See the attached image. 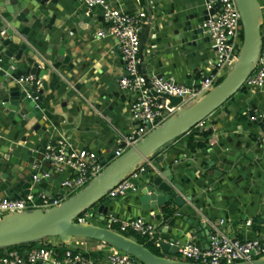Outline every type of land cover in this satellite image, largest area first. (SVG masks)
Returning <instances> with one entry per match:
<instances>
[{"label": "crops", "instance_id": "obj_1", "mask_svg": "<svg viewBox=\"0 0 264 264\" xmlns=\"http://www.w3.org/2000/svg\"><path fill=\"white\" fill-rule=\"evenodd\" d=\"M107 1L122 12L143 11L138 0ZM64 2L72 9L71 0ZM150 2L157 23L144 40L142 71L185 86L197 85L213 59L211 41L203 40L205 37L201 35L194 46H177L174 30L181 29L188 17H201L206 10L205 0ZM90 11L93 24L68 22V17L75 11L69 12L60 17L63 32L59 40H54L52 34L56 29L52 28L45 38L42 34L34 35L27 44L39 66L47 70L41 78L48 88L44 99L48 111L45 113L46 126H53L54 130L52 134L39 131L40 136L47 139V143L64 142L76 149L94 151L100 160L108 161L120 137L127 135L132 125L127 98L119 91L118 82L124 74V65L116 41L110 37H96L98 31L107 28V23L101 10ZM195 22V19L191 20L192 24ZM55 62L62 63L57 70L53 68ZM227 72L226 69L224 74ZM32 86L37 91L41 85ZM224 105L204 120L202 130H194V133L209 131L207 137H194L196 142H205L204 147L192 151L186 144V136H182L165 145L142 165L144 171L152 174L170 169L174 174L173 183L183 188L182 195L193 209L190 214L185 208L176 211L182 217L189 216V221L175 222L171 235L175 244L192 240L199 246L207 245L209 233L205 224L219 225L221 231L239 240L264 238V122L252 123L248 114L253 105L255 111L264 112V94L239 91ZM12 138H2V141ZM45 171L51 172L49 165L41 167V173ZM67 174L66 170L60 174L52 173L49 178L41 179V183L51 195H56L61 191L60 181ZM145 178L140 172L132 179L136 191L144 184ZM45 192L40 189L36 194ZM135 192L110 199L107 217L111 215L119 220L142 218L159 226L161 231L165 227L161 207L143 211ZM168 205L169 209L173 207L172 202ZM201 223L203 227H200ZM75 243L78 247L73 248L86 253L101 250L85 241Z\"/></svg>", "mask_w": 264, "mask_h": 264}, {"label": "water", "instance_id": "obj_2", "mask_svg": "<svg viewBox=\"0 0 264 264\" xmlns=\"http://www.w3.org/2000/svg\"><path fill=\"white\" fill-rule=\"evenodd\" d=\"M71 1L72 9L67 8L64 0H0V198L20 200L28 194L38 193L40 189L46 191V196H51L41 179L38 182L34 179L41 172V167L48 165L43 159L47 139H43L38 132L52 134L54 130L53 126H46L48 119L45 113L48 111L44 99L48 88L41 78L47 74V70L41 68L34 59L35 54L27 40L38 34L44 35L45 38L47 32H52V28L56 29L52 34L54 40H59L63 32V21L60 17L69 12L75 11L68 17V22L93 24L92 12L87 8L82 9L76 0ZM138 1L143 7L144 21L147 22L140 35L139 69L142 71L144 40L150 29L156 25L157 18L150 0ZM235 1L243 40L237 59L223 80L197 100L181 106L118 158L110 163L101 158L100 161L104 165L102 172L58 207L3 216L0 219V249L40 242L48 238H57L61 244L68 245L72 239L82 238L107 244L129 254L142 264H188L166 257L174 256L178 251V247L171 245L174 243L171 235L175 230V222L181 219L184 222L189 221V216L182 217L176 211L185 208L190 214L193 210L182 195L183 188L173 183L174 174L170 169L153 174L143 171L142 176L146 177V181L135 192L143 211L161 207L163 215L162 208L172 202L173 215L159 232L158 243L165 256L155 255L132 238L107 227L76 221L81 214L92 208L93 218L104 222L111 203V200L107 199L110 190L135 173L161 148L188 134L238 93L259 59L263 16L258 0ZM217 8L218 5L209 12L203 11L201 17L195 15L185 19L182 28L174 30V35H177L175 44L194 46L201 35L205 37L203 40L210 41L202 23L207 20L208 15H213ZM47 19L48 22L45 23ZM192 19H195V24L191 23ZM64 42L63 40L62 45ZM62 52L60 49L59 54L62 55ZM63 63H66V60ZM61 65L62 63L55 62L53 68L57 70ZM24 76L40 80V88L34 91L31 84L20 82L19 79ZM163 97L170 101L169 107H177L182 101L180 98L166 95ZM251 109L248 114L252 123H263L264 112L255 111L254 105ZM202 128L199 127L200 130ZM10 136L13 137L12 140L2 141V138ZM158 159L162 160L160 157ZM58 194L65 195V192L61 190ZM193 219L196 220L195 217ZM199 225L203 227L202 223ZM204 226L209 233L210 227L206 224ZM201 247L207 248L208 245ZM235 264H264V258Z\"/></svg>", "mask_w": 264, "mask_h": 264}, {"label": "built area", "instance_id": "obj_3", "mask_svg": "<svg viewBox=\"0 0 264 264\" xmlns=\"http://www.w3.org/2000/svg\"><path fill=\"white\" fill-rule=\"evenodd\" d=\"M76 2L88 10L101 8L102 18L107 23V28L98 31L96 37L113 38L124 65V74L119 79L118 85L120 93L127 98V109L132 126L127 135L120 137L119 144L107 163L118 158L143 139L181 106L197 100L212 89L216 82L225 75L224 71L236 61L242 44L240 16L236 1L205 0L207 12L218 5L214 14L208 15L207 20L202 23L205 33L210 37L213 59L210 61V68H207L197 85L185 86L163 76L147 75L139 69L140 35L143 26L147 23L144 21L143 11L139 13L122 12L112 7L107 0H76ZM262 10H264V6H261ZM260 33L259 59L243 87L247 92L264 94V21L261 24ZM19 81L36 87L41 85L40 80L32 76L22 77ZM164 95L180 98L182 101L177 107H169L170 101L164 98ZM199 127H204V121L195 128ZM43 159L49 165L51 172H40L34 177L35 181L38 182L40 179L49 178L52 173L60 174L66 170L67 176L59 183V188L65 192V195L56 194L48 197L41 193L28 194L20 200L0 198V219L10 213L58 207L65 199L83 189L104 169V165L94 151L76 149L64 142L47 143ZM144 170L143 167H140L130 177L110 190L107 199H116L126 196L128 192H135L136 188L132 179ZM36 200L38 203L35 202ZM89 217H93V214L89 215L88 212H85L81 218L77 219V222L89 223L87 221ZM105 222H107L106 227L110 230L119 234L134 233L155 242V247L160 249L159 226L153 223L142 218L119 220L111 215ZM247 224L249 225L250 222ZM115 225H117V231L112 229ZM209 227L211 230L207 248L197 245L192 240L181 245L171 244L178 247L176 255L180 259L175 260L188 264H235L264 258V238L239 240L225 234L219 225L210 224ZM85 253L79 249L59 250V246L43 245L23 251L5 250L0 256V264H38L39 262L42 264H138V261L132 256L115 248L107 250L103 258L99 259H92Z\"/></svg>", "mask_w": 264, "mask_h": 264}, {"label": "trees", "instance_id": "obj_4", "mask_svg": "<svg viewBox=\"0 0 264 264\" xmlns=\"http://www.w3.org/2000/svg\"><path fill=\"white\" fill-rule=\"evenodd\" d=\"M240 40H241V41L243 40L241 23H240ZM224 76H225V75H224ZM224 76H222V77L216 82V85L219 84V83L223 80ZM239 91H240V92H245L244 87L242 86V87L240 88ZM232 99H233V97L230 98L228 101H230V100H232ZM194 130H197V128H193L191 131H189L188 134L184 135V136H186V144H187L188 148H189L190 150H192V151H195L196 149H200V148H202V147L205 146V142L201 143V142H196V141L194 140L195 135H200V136H202V137H207V136L210 134L209 131H207V132H204V131H203V132H201V133H199L198 131H196V133H194ZM184 136H183V137H184ZM178 139H179V138H178ZM162 212H163V215H162V216H163V224H166V223L169 221L170 217L173 215V212H172L171 209H169V206H164V207L162 208ZM84 213H85V212H84ZM84 213L81 214L78 218H81V217L84 215ZM76 222H77V221H76ZM113 228H114V230L117 231V225L113 226L112 229H113ZM122 235H124V236H126V237H129V238H132L133 240H135V241L138 242L139 244L144 245V246H145L149 251H151L153 254L159 256V254L155 253L153 250L150 249L149 246H150V243H151L152 241H150L149 239L145 238V239L148 240V241H146V240H143V239H139L138 237L136 238V237H134V235H136V234L131 233V232L122 233ZM136 236H137V235H136ZM43 245L48 246V247L52 246V245L47 244V242L44 241V240H43V241H40V242H32V243H28V244H23V245H18V246L9 247V248H7V249H0V256L3 254V252H4L5 250H17V251H23V250H28V249L30 250V249H32V248H38V247L43 246ZM111 248H112V247H111ZM106 251H107V250H106ZM106 251H105V250L90 251V252L85 253V255L88 256V257H90V258H92V259H99V258H103V256L105 255Z\"/></svg>", "mask_w": 264, "mask_h": 264}, {"label": "rangeland", "instance_id": "obj_5", "mask_svg": "<svg viewBox=\"0 0 264 264\" xmlns=\"http://www.w3.org/2000/svg\"><path fill=\"white\" fill-rule=\"evenodd\" d=\"M258 1H259V3H260L261 6H264V0H258ZM262 16H263V21H264V10H262ZM228 70H229V68L227 69V71ZM224 106L225 105H223L222 107L218 108L216 111L221 110L222 108H224ZM108 161H110V159ZM35 202L38 203L37 200ZM86 212H88L89 215H92L93 214L92 208L89 209V210H87ZM87 221L89 223H92V224L94 223L95 225H98V226H102V227H106L107 226V222L98 221V219H95L93 217H89L87 219ZM134 237H136V238L138 237L139 239H143V240L148 241L147 239H145V238H143V237H141L139 235H137V236L134 235ZM44 241H46L47 244L52 245V246L58 245L59 246V250H63L65 248H69L71 250H77V248H73V247H75V246L78 247L77 243H75V242H79V241H85L87 243H90V244L94 245V247H97L98 246V247L101 248V250H102V248H104L106 250L111 249V246H109L107 244H104V243H101V242H98V241H94V240L82 239V238H74V239L71 240V242L68 245L61 244L57 238H48V239H46ZM149 247H150L151 250H153L155 253L159 254L160 256H165L166 255L165 253H163L161 251V249H158V248L155 247V242H151ZM173 258L174 259H180V257L178 255H174ZM138 264H142V263L138 261Z\"/></svg>", "mask_w": 264, "mask_h": 264}]
</instances>
